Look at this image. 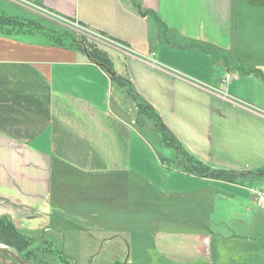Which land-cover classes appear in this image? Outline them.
Masks as SVG:
<instances>
[{
    "label": "crops",
    "instance_id": "obj_1",
    "mask_svg": "<svg viewBox=\"0 0 264 264\" xmlns=\"http://www.w3.org/2000/svg\"><path fill=\"white\" fill-rule=\"evenodd\" d=\"M3 1L19 19L80 26L124 71L107 51L123 85L70 43L0 36V217L59 245L64 233L103 234L70 228L139 209L162 264H264V202L251 192L264 194V24L239 26L242 0ZM250 2L264 16V0ZM136 100L152 119L138 118ZM157 125L179 147L167 157L149 138ZM186 157L235 175L170 165Z\"/></svg>",
    "mask_w": 264,
    "mask_h": 264
},
{
    "label": "rangeland",
    "instance_id": "obj_2",
    "mask_svg": "<svg viewBox=\"0 0 264 264\" xmlns=\"http://www.w3.org/2000/svg\"><path fill=\"white\" fill-rule=\"evenodd\" d=\"M250 1L242 0L247 14L245 15L246 19L240 18L238 24L239 26H248L247 28L256 30L257 27L264 24V16H259L257 13L263 10L261 8L257 10V7ZM20 10L19 6L0 0V11L5 13L6 16L19 17ZM26 20H18L19 24L14 25L0 24V33L10 34L13 37L32 35L39 41H59L72 44L80 41L81 37L91 40L86 36L88 33L76 24L64 21H58L57 23L46 17ZM52 37H55V39ZM255 37H257V34H255ZM100 47L113 57L117 69L120 72L124 71L122 55L115 53L109 47L103 45H100ZM118 89L120 91V88ZM124 98L127 99L125 96L120 97V101L122 105L124 104L127 107L129 106V101L126 102ZM138 116L139 119L141 117V120L145 119L144 116L139 114ZM149 136L156 152L162 157H167L170 149L164 145L161 132L153 130ZM228 179L231 180V178ZM70 192L75 203L84 201L83 195L77 194L76 188L75 190H70ZM128 217L125 221L121 217V220L116 221L114 226L103 227H95L94 221L90 224L86 222L85 225L89 224L90 226L81 225L80 223L82 222L79 221L77 223L75 219L69 221L81 225H76L79 227L70 229L72 232H83L82 239L87 238L85 234L87 231L103 232L99 237L95 235L94 237H88L90 241L86 243L85 241H73L74 239L71 240L70 235L64 233L65 237L63 236L62 243L59 245H53L46 239L34 240L31 238L22 245H18L21 250L9 248L4 244L0 245L28 264H162L161 258L153 248L154 245L157 246L159 244L158 239H155L157 228L144 225L143 210L137 209L135 213H130ZM67 247L68 249L69 247L72 248L71 253L66 250ZM4 257L12 260L8 256Z\"/></svg>",
    "mask_w": 264,
    "mask_h": 264
},
{
    "label": "trees",
    "instance_id": "obj_3",
    "mask_svg": "<svg viewBox=\"0 0 264 264\" xmlns=\"http://www.w3.org/2000/svg\"><path fill=\"white\" fill-rule=\"evenodd\" d=\"M139 11V10H138ZM140 12V11H139ZM18 20H26V19H19V17H10L1 14L0 15V24H8V25H14V24H19ZM27 21V20H26ZM32 21V20H31ZM5 26V25H4ZM0 36H5V37H13L10 34H2L0 33ZM55 39V37H52ZM59 38V36H58ZM57 39V38H56ZM58 41V40H57ZM55 43H65V42H55ZM69 44V43H68ZM72 46L76 48L77 51L83 53L86 55V57L92 61L93 63L99 65L106 71H111L112 72V63L107 55V53L100 48H98L94 43L89 42L88 39L85 37H81L80 41H76L73 44L70 43ZM109 73V72H107ZM110 75V73H109ZM111 76V79L114 82L120 83L123 85V81H120L118 77L116 76ZM134 97V96H132ZM135 100V98H133ZM136 105L137 109L139 112V115L144 116L145 119H152L154 117V112L152 108L146 104L143 101L136 100ZM158 129L160 130L162 136H163V141L164 145L167 148H172V149H179L176 140L169 135L168 132H166L165 128L160 127V125H157ZM162 161H167V159H162ZM181 164H175L173 161H171V166L174 167H179L182 168L185 171L199 174V175H206L218 179H227L231 178L235 174L229 173V172H224V171H217V170H210L208 167L203 165L201 162L197 160H191V158H185V161L181 162ZM28 237L23 236L20 234L16 228L14 227L13 223L5 218V217H0V244H4L9 248L21 250L18 245H22L23 243L28 241Z\"/></svg>",
    "mask_w": 264,
    "mask_h": 264
},
{
    "label": "water",
    "instance_id": "obj_4",
    "mask_svg": "<svg viewBox=\"0 0 264 264\" xmlns=\"http://www.w3.org/2000/svg\"><path fill=\"white\" fill-rule=\"evenodd\" d=\"M110 73V75L114 76V73L111 71H107ZM4 256L10 257L12 260L17 261L19 264H28L24 261H22L19 257L15 256L11 251L3 248L0 245V264H18L17 262H14L12 260H9L5 258Z\"/></svg>",
    "mask_w": 264,
    "mask_h": 264
},
{
    "label": "built area",
    "instance_id": "obj_5",
    "mask_svg": "<svg viewBox=\"0 0 264 264\" xmlns=\"http://www.w3.org/2000/svg\"><path fill=\"white\" fill-rule=\"evenodd\" d=\"M225 79L226 80H230L231 79V75L230 74L225 75ZM251 192H252L254 198L257 200L258 204H260V205L263 204V202H264V194L262 192L258 191V190H253V189L251 190Z\"/></svg>",
    "mask_w": 264,
    "mask_h": 264
},
{
    "label": "flooded vegetation",
    "instance_id": "obj_6",
    "mask_svg": "<svg viewBox=\"0 0 264 264\" xmlns=\"http://www.w3.org/2000/svg\"><path fill=\"white\" fill-rule=\"evenodd\" d=\"M14 261V260H13ZM14 262H17V261H14ZM18 263V262H17ZM19 264V263H18Z\"/></svg>",
    "mask_w": 264,
    "mask_h": 264
}]
</instances>
